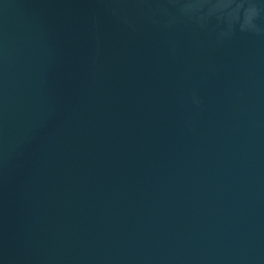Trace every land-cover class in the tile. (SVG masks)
I'll return each mask as SVG.
<instances>
[{
  "label": "water",
  "instance_id": "95a60500",
  "mask_svg": "<svg viewBox=\"0 0 264 264\" xmlns=\"http://www.w3.org/2000/svg\"><path fill=\"white\" fill-rule=\"evenodd\" d=\"M0 264H264V0H0Z\"/></svg>",
  "mask_w": 264,
  "mask_h": 264
}]
</instances>
